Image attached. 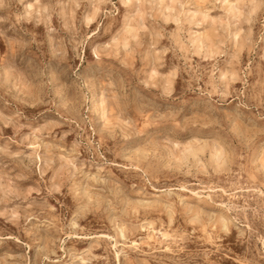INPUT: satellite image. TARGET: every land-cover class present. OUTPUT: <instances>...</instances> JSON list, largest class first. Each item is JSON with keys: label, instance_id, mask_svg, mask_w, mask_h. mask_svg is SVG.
<instances>
[{"label": "rangeland", "instance_id": "rangeland-1", "mask_svg": "<svg viewBox=\"0 0 264 264\" xmlns=\"http://www.w3.org/2000/svg\"><path fill=\"white\" fill-rule=\"evenodd\" d=\"M0 264H264V0H0Z\"/></svg>", "mask_w": 264, "mask_h": 264}]
</instances>
